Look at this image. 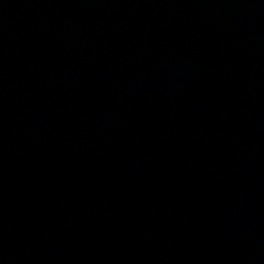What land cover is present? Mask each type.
I'll return each instance as SVG.
<instances>
[{
  "label": "water",
  "instance_id": "obj_1",
  "mask_svg": "<svg viewBox=\"0 0 264 264\" xmlns=\"http://www.w3.org/2000/svg\"><path fill=\"white\" fill-rule=\"evenodd\" d=\"M0 264H264V0H0Z\"/></svg>",
  "mask_w": 264,
  "mask_h": 264
}]
</instances>
